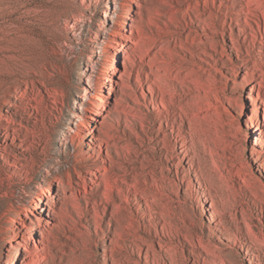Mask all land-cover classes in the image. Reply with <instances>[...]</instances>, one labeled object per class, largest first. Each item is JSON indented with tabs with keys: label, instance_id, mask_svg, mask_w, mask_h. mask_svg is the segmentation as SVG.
I'll list each match as a JSON object with an SVG mask.
<instances>
[{
	"label": "rangeland",
	"instance_id": "374dc122",
	"mask_svg": "<svg viewBox=\"0 0 264 264\" xmlns=\"http://www.w3.org/2000/svg\"><path fill=\"white\" fill-rule=\"evenodd\" d=\"M261 13L0 0V264H264Z\"/></svg>",
	"mask_w": 264,
	"mask_h": 264
},
{
	"label": "bare ground",
	"instance_id": "6f19581e",
	"mask_svg": "<svg viewBox=\"0 0 264 264\" xmlns=\"http://www.w3.org/2000/svg\"><path fill=\"white\" fill-rule=\"evenodd\" d=\"M261 16H262V19L264 21V14L261 13ZM257 25H258V27H260V25H261L260 18H257ZM108 89H109L108 90L109 92L112 91V90H114L112 86L110 88H108ZM148 91L150 92V94H152V92L154 91V88L151 87V89L149 88ZM93 105L95 107V109H93V113H95L97 115V118L95 119V121L100 125V123H103L102 121L104 120V113H102L101 111H98L99 106L97 104H93ZM162 105H163V107H165L164 104H162ZM182 130H179V131L175 132L174 131V127H172V130H171L172 131V136H175V140H177V141L185 142L187 135L190 134V133L187 132L186 130H185V133H184V131H182ZM48 193H49V195H51V193H50L49 190H48ZM34 202L37 204V208L42 211L43 210V207L40 206L39 204L40 203H45L46 202V199H44V197H42V196H38V197L35 198ZM46 225H48V222H46ZM25 248H27V247H25ZM257 255H259V254H257Z\"/></svg>",
	"mask_w": 264,
	"mask_h": 264
}]
</instances>
